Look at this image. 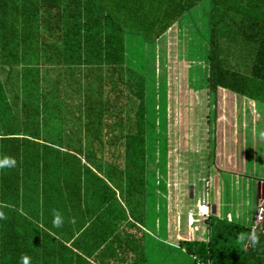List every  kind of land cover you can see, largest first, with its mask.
I'll return each mask as SVG.
<instances>
[{
	"label": "trees",
	"instance_id": "trees-1",
	"mask_svg": "<svg viewBox=\"0 0 264 264\" xmlns=\"http://www.w3.org/2000/svg\"><path fill=\"white\" fill-rule=\"evenodd\" d=\"M201 1L0 0V158L16 160L0 168V264H20L22 255L29 264L145 261L141 226L167 173L169 136L151 114L144 59L127 57L126 35L155 42ZM208 47L210 104L222 88L264 104V0H212ZM195 57L193 92L179 108L187 101L191 110L192 96L201 107V49ZM186 154L176 155L180 178L166 189L187 207L181 175L197 181L200 206L204 156L199 147ZM53 211L64 218L60 228L51 226ZM205 223L208 240L178 232L184 253L210 264H264L263 232L253 245L250 226L211 216Z\"/></svg>",
	"mask_w": 264,
	"mask_h": 264
},
{
	"label": "crops",
	"instance_id": "crops-1",
	"mask_svg": "<svg viewBox=\"0 0 264 264\" xmlns=\"http://www.w3.org/2000/svg\"><path fill=\"white\" fill-rule=\"evenodd\" d=\"M197 5L196 7L194 6L193 8H197ZM206 5H207L205 10L207 15L206 19L205 20H203V18L199 19V16L196 14V20L194 19V17H192V21L187 20L188 22H186V24H188V26L186 28L191 27L189 33L187 34L185 29H183L185 22H183L184 23L183 25L182 21L183 18L185 19L188 18V14L186 16L184 15L185 17L183 16L179 19L180 26L176 25L178 32L177 33L178 36L177 35L176 36L177 38L181 37V39H185L186 41L190 42L194 40L193 39V35H194L195 39L198 38L200 41L205 42L207 49L205 50L206 53L203 54L204 80H205L204 91L208 92L206 78L208 76L207 51L209 48L208 42L210 37V14L212 7L211 0L209 3L206 2ZM203 12L204 10L202 11V13ZM136 37L138 36L126 35V43H127L126 54L127 57L131 59L133 58L134 55L129 54V52L131 51L129 45L130 42H132ZM170 43L169 40L166 41V37L162 38V36L155 42H148L145 39L141 38L140 50H142L146 56L145 61L143 62V66L145 69L144 73L148 76L149 79L147 90L149 91V95L152 96V98L148 102L149 103L148 105L149 108H151V110L154 107V112L151 111V114L158 115L159 119L165 120L168 136L170 135L171 137L172 135L170 132L171 130L170 122L176 121L175 123H177V120L179 121L182 119V116H180L181 113L179 112V108H178L179 91L176 93L175 96H173V93L170 91L171 82H169V79L166 80V76H164L165 67H167L166 65L167 60H164L162 64L159 66L160 57L159 54H157L158 51L163 50L164 51L163 57L168 56L169 53L167 52V50L169 49L168 45ZM180 47L178 51H180ZM170 66L171 65H169V67ZM162 68H164V72L162 71ZM163 85H165V89H166L164 98H162ZM181 91L182 90H180V93ZM180 96L184 97L185 95L184 93L183 94L181 93ZM187 97L188 96H185L184 100L187 99ZM193 99H191L193 107L189 111L190 113L187 114L188 120L192 119L190 121H193L195 120L196 117L197 119L195 121H199L200 117L201 116L203 117V115L205 119V115H208V112L206 111L208 110V108L209 110H211V106H209L210 105L209 97H205L203 94V97L201 98L200 109L197 107L195 103V99L194 100ZM162 103H165L164 109L161 108ZM186 105H187V101H186ZM236 105L237 107L235 111L238 112L237 113L235 112L232 115H229L228 113H222L221 115H219L218 112L216 111L215 124L212 125L213 126L212 129L213 130L215 129V135L212 133V130H210L211 129L210 126L212 122L211 120V122L207 124L208 134L206 141L204 143V148H201V151L203 152V154L204 153L206 154V159H205L206 162H209V160L211 159V154H213V158H214L213 163L215 162V164H213V166L211 167H213L216 173L212 176L211 173L212 169H210L209 171L208 168H206L207 170L205 172L206 182L208 187L210 186V183L212 184L213 187V192H212L213 204H211L210 201L208 200L210 204L211 218L215 217L221 220H227L229 222H234V223H238L239 225L249 227L252 224L259 199L264 195V104L245 102V104L242 106L241 104H236ZM199 111H201L200 117L197 115V112ZM250 112L252 113L253 120H251V118L250 119L248 118ZM161 113H166V115L164 117H161L160 116ZM193 114L194 117L192 116ZM209 115L211 116V112H209ZM231 116H232V123L228 122L229 124L222 123V125H220L223 128L222 130L223 139L221 138V145H220L218 144L219 136L217 135L218 132L217 127L219 124H221L220 117H221V121H224L225 118L227 117L230 118ZM245 117H247L248 120H246L247 122L244 125L245 122H243L242 119H244ZM238 123H242L244 127L237 128ZM174 129L176 130V128ZM200 135L201 132H198L197 141H199ZM176 136L174 137V139L178 138ZM172 139L173 138L171 137V140ZM213 139L215 140L213 142V147H214L213 149L217 151L216 149L219 148L220 150L218 165H217L216 152L213 151L211 152V149L208 150L209 148L208 142H210ZM228 146H230V148H228ZM207 166L209 167V165ZM256 167L258 170V176L256 173ZM223 172L225 174H229L230 176L233 175V177L236 179L235 183L241 180L243 181L244 179L248 178L250 182H254L256 184L257 194L254 193L252 194L253 196L247 205H244L241 202L242 199L241 196L232 197L230 186L229 188L226 189L227 192L224 194V198L221 197L218 183L220 180L224 182L223 178H219L220 174H222ZM189 196H191L190 193ZM149 199L150 200H148V202L155 201L157 203L156 205L153 203L150 204L146 203V222L144 226H141V228L144 230L145 233L144 242H143L144 251L142 255L143 258H145V261L142 262L130 261V263L127 264H149V259H150L149 254L152 252V250L157 251L158 254H160L161 249L167 250L168 248L179 249L182 252H184L183 249L179 247V238L177 235L178 232H181L189 236H194L195 234H197L200 238H204L206 240L209 239L211 232L208 229L207 224L205 223V220L207 218L200 214L198 202L197 204L196 202L194 204L188 203L189 206H187L185 210V212H187L185 214V223H183L184 214L183 215L180 214L178 219L175 220V222H173L172 219L170 223H167L166 200L167 199L169 200V198H165L164 200L159 193L157 197L154 198L149 197ZM192 200L194 201V199ZM192 200H190L189 202H192ZM154 205L155 207H157L159 211V215L153 214V216H150V213L151 214L154 213ZM182 207L183 206H178L177 202H175L176 210L182 212L183 211ZM163 209L164 211H162ZM162 213H164L163 216ZM160 217H164V223L162 224L160 222ZM157 221L158 223L156 224ZM180 223L187 225L188 228H180ZM203 224H205L206 226L205 237H202L203 235L201 236V234L197 233L198 230L200 231L199 228H203ZM151 226H155V228H151ZM165 263H166L165 257L161 258V256L159 255L157 262L155 264H165Z\"/></svg>",
	"mask_w": 264,
	"mask_h": 264
},
{
	"label": "rangeland",
	"instance_id": "rangeland-1",
	"mask_svg": "<svg viewBox=\"0 0 264 264\" xmlns=\"http://www.w3.org/2000/svg\"><path fill=\"white\" fill-rule=\"evenodd\" d=\"M206 2L209 3L210 0H202L200 3H198L197 8H192L184 14L185 16L188 14V18L187 19L183 18V21H182V23L185 22V25L183 23V25H184L183 29H185L187 34L189 33V31L191 29V27L186 28L188 26V24H186V22H188L187 20L192 21V17H194V19L196 20V14L199 16V19H201V18H203V20L206 19V17H207L206 11H205L206 6H207ZM211 2H212V0H211ZM243 3L246 4L245 2H243ZM203 10H204V12L202 13ZM189 23H192V22H189ZM176 25L180 26L179 20L175 21V23H173L167 29V31H165L162 35V38L166 37V41L169 40V43L170 42L171 43L168 45V48H169L167 50V52L169 53L168 56L163 57L164 56L163 50H160L157 52V54H159V57H160L159 66L162 64V62L164 60H167V62H166L167 67H165L164 76H166V80L169 79V82H171L170 91L173 93V96L176 95V93L178 92V89H179V91L182 90L181 91L182 94L184 93L185 96H188V93H187L188 88H189V90L191 89L193 92L192 87H190L191 86L190 83L193 80L192 69L197 64V60H195L197 50L199 51V49H201L203 54H205L206 53L205 50L207 49V46H206L205 42L200 41L198 38L195 39V36L193 34H191V35H193L194 40L191 39L192 41H190V42L186 41L185 39H181V37L177 38L178 32H177V26ZM129 35H132V34H128V36ZM135 36H137V35H135ZM141 38H142V36L138 35V37H136L132 42H130V45H129V48L131 50L129 52V54L134 55L133 59L135 61L141 60V58H143L145 61V58H146L145 53L142 50H140L141 49V47H140ZM163 42H164V40H163ZM179 47H180V51H178ZM203 62H204V59H203ZM169 65H171V66L169 67ZM162 71L164 72V68H162ZM177 86H178V88H177ZM165 93H166V89H165V85H163L162 86V98H164ZM202 94H204L205 97H208V95H209L208 92L207 91L205 92L204 90H203ZM184 97L179 96V98H181V100H184ZM243 98H244L243 96H241L239 94L237 95V94L233 93L232 91H229V90H226L223 88L220 89V91L216 95V100H217L216 106H217V108H216V106L214 107V105L210 104L209 106H211V110H209V108H208V110L206 111L208 113L211 112V116H209L210 121L208 122V120L206 119L207 115H205V119H204V115H203V117L201 116V119H199V121H196V124L194 122H193L194 124H192V122L190 121L192 119L188 120L187 114L190 113L189 112L190 110H189L188 105H186V103L182 107H180V108L178 107L179 112L181 113L180 116H182V119L179 121L177 120V123H175L176 121L170 122V124H171L170 125V127H171L170 132L172 135L171 137L173 139L171 140V137L169 135V149H170V151H169V159L167 161V168H166L167 173H164L162 185H161V192H160V196L164 200H165V198H170V200H168V199L166 200L167 223H170L172 221V219H173V222H175V220L178 219L180 214H182V215L184 214L183 215L184 216L183 217L184 218L183 223H185V214L187 213V212H185V210H186L185 203H183V205H182L183 206L182 212L175 209V202L176 201L174 200V197H173L174 191L172 193H170L169 189H166L167 185L169 184V186L173 187V190H174V188H176L177 182L179 181V178H180L179 174L177 173V169L175 168V165L173 164L176 160V155H178V152H179L182 155H184L185 157H187L188 156V154H186L187 150H190L191 148H198V147L204 148V143L206 141L207 134H208L207 124L210 123L211 120H212V122H211V126H210L211 129L210 130H212V133L215 135V129L214 130L212 129L213 128L212 125L215 124V119H214L215 112L213 110L216 109L219 115H221L222 113H228L229 115H232L236 112L235 111V109L237 107L236 104H241V106H242L245 104V102H248V101H244ZM239 99H241L242 101L237 103V100H239ZM186 100H188V97ZM216 100H215V102H216ZM164 102H165V100H164ZM164 105H165V103H162V105H161L162 109L165 108ZM186 109H188V110H186ZM248 112H249V110H248ZM200 113H201L200 111L197 112L199 117H200ZM165 115H166V113L160 114L161 117H164ZM250 115H248V118L249 119L251 118V120H253L251 112H250ZM246 120H248L247 117L242 119V121L245 122L244 125L247 122ZM199 122H200V124H199ZM220 122H221V124H219L217 127V129H218L217 135L219 136L218 144L221 145V138L223 139V131H222L223 128L220 125H222V123H225V124L228 122L232 123V116L230 118L229 117L225 118L224 121H221V117H220ZM237 122H238V120H237ZM197 125H199L201 128L200 127L198 128ZM244 125L242 123H238L237 128L244 127ZM174 128H176V130ZM198 132H201V135L199 137V141H197ZM173 135H175V136L177 135L176 137H178V138L174 139L175 136H173ZM214 141L215 140L213 139L210 141L211 143L208 142V145H209L208 150L211 149V152L212 151L216 152L217 165H218L219 157H220V150H219V148L216 149L217 151H215L213 149L214 148L213 147ZM196 142L197 143L199 142V145H197V147H195L197 144ZM228 148H230V146H228ZM193 154L195 155V152ZM204 154H203V156H204ZM208 155H209V152H208ZM205 159H206V154L204 156V162H205L204 172H206V170H207L206 168H208L209 171H210V169H212L211 173L213 176L216 173V171L213 169V167H211V166H213V164H215V162L213 163V160H214L213 154H211V159L209 160V162H206ZM207 165H209L210 168ZM209 171H207V172H209ZM256 173L258 176L257 167H256ZM203 177L206 180L205 174ZM219 178H223V181H224V182H222L220 180L218 183L219 191H220L221 197H223V198H224V194L227 192L226 189L229 188V186L231 187L232 197L233 196H237V197L241 196V198H242L241 202L244 205L248 204V202L250 201V199L253 196L252 195L253 193L257 194L256 184L254 182H250L248 178L244 179L243 181L242 180L239 181L240 183L239 182L235 183L236 179L233 177V175L230 176L229 174H225L224 172L222 174H220ZM181 179L183 180L182 182H183L185 193L186 194L190 193L191 198L194 199V201L193 200H192V202L187 201L186 203H191V204H194L195 202H196V204H197V202L199 203V186H197V185L193 186L192 185L193 183L196 182L195 184H197L198 182L197 181H195V182L189 181V183L186 182V184H185V178L182 175H181ZM252 179H254V178H252ZM198 184H200V183H198ZM154 187L155 186H151V183H150V189L152 190ZM205 188H206V192H207L208 197H209L208 200L210 201L211 204H213V202H212L213 201V199H212V194H213L212 193L213 192L212 184L210 183L209 187H208V185H206ZM221 191H222V193H221ZM188 197H190V196H188ZM150 203H153L156 205L157 202H155V201L154 202H148L147 204H150ZM155 205H154V208H155ZM162 211H164V209ZM154 213H152V214L150 213V216H153ZM155 214L159 215L158 209H157V213H155ZM163 215H164V213H162V216ZM160 222H161V224L164 223V217H160ZM157 223H158V221L156 222V224ZM197 227H198V225H197ZM151 228H155V226H151ZM199 229H200V231L198 230L197 233L201 234V236L203 235L202 237H205V233H206L205 224H203V228H199ZM159 255L161 256V258L165 257V262H166L165 264H197V262L194 263V260H195L194 257L195 256H190L187 253H184L179 249H173V248H168L167 250L161 249L160 254H158L157 251L152 250V252L149 254V258H150L149 264H155L157 262ZM199 259L202 260L201 258H199Z\"/></svg>",
	"mask_w": 264,
	"mask_h": 264
},
{
	"label": "built area",
	"instance_id": "built-area-1",
	"mask_svg": "<svg viewBox=\"0 0 264 264\" xmlns=\"http://www.w3.org/2000/svg\"><path fill=\"white\" fill-rule=\"evenodd\" d=\"M207 185V184H206ZM206 203L200 204L199 206V212L202 216L209 218L211 215L210 211V204L208 201V195L206 192ZM263 232L264 233V195L260 197L255 215L252 221V224L250 225L249 235L248 239L251 238L255 233ZM249 240L247 241L248 244ZM197 264H210V259L207 261L200 260L197 256L194 257Z\"/></svg>",
	"mask_w": 264,
	"mask_h": 264
},
{
	"label": "clouds",
	"instance_id": "clouds-1",
	"mask_svg": "<svg viewBox=\"0 0 264 264\" xmlns=\"http://www.w3.org/2000/svg\"><path fill=\"white\" fill-rule=\"evenodd\" d=\"M16 165V160L14 158L4 156L0 158V168H11L15 167ZM4 219V215L0 213V220ZM74 222V221H70ZM64 223V218L61 216L59 212L53 211L51 215V226L53 228H60L62 224ZM251 243L255 245L257 243V238L255 235L251 237ZM20 264H29V257L22 255L20 257Z\"/></svg>",
	"mask_w": 264,
	"mask_h": 264
}]
</instances>
